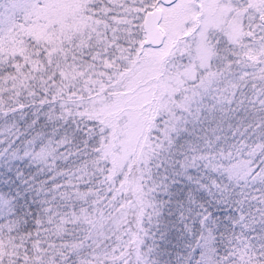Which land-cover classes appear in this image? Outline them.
Instances as JSON below:
<instances>
[{
  "label": "snow or ice",
  "instance_id": "obj_1",
  "mask_svg": "<svg viewBox=\"0 0 264 264\" xmlns=\"http://www.w3.org/2000/svg\"><path fill=\"white\" fill-rule=\"evenodd\" d=\"M0 264H264V0H0Z\"/></svg>",
  "mask_w": 264,
  "mask_h": 264
}]
</instances>
